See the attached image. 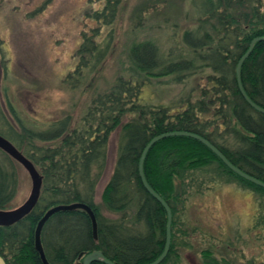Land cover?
<instances>
[{
  "label": "trees",
  "instance_id": "trees-1",
  "mask_svg": "<svg viewBox=\"0 0 264 264\" xmlns=\"http://www.w3.org/2000/svg\"><path fill=\"white\" fill-rule=\"evenodd\" d=\"M94 1H102V8L87 15L98 25L81 33L77 66L63 79L71 88L78 86L85 71L102 66L113 42L111 26L122 0H88ZM143 6L132 12L133 28L143 24L141 16L149 10L147 4ZM201 7L195 27L181 31L175 48L163 52L152 40L133 41L127 48L126 75H118L107 89L94 93L75 123L66 115L46 130L32 129L23 124L9 99L5 106L0 101V134L42 176L33 209L19 221L0 226V255L6 264H42L34 247L36 224L48 208L73 202L92 209L96 238L85 210L54 212L40 234L50 264H76L93 250L101 251L115 264H149L155 260L165 245L167 215L144 189L138 164L144 146L160 133L183 130L198 134L234 166L264 182V114L242 98L235 76L236 63L250 41L264 37V4L262 0H203ZM102 27L108 29L104 35ZM170 75L177 82L195 76L198 91L191 90L174 105L140 101L149 78ZM240 80L247 96L264 109V41L254 43L241 65ZM116 130L113 168L101 192L102 206L109 213L104 214L94 194L106 167L110 136ZM143 172L172 213L170 247L159 264H179V249L191 247L185 237H190L195 227H181L180 216L185 201L195 192L190 183L199 176H209L212 183L236 182L249 189L257 208L253 226L264 229V187L230 170L195 138L158 140L146 153ZM17 184L15 172L0 162V209L12 207ZM201 190L202 181L196 185V192ZM200 254L199 264H235L226 257H216L209 248ZM252 259L249 264H254Z\"/></svg>",
  "mask_w": 264,
  "mask_h": 264
},
{
  "label": "rangeland",
  "instance_id": "rangeland-1",
  "mask_svg": "<svg viewBox=\"0 0 264 264\" xmlns=\"http://www.w3.org/2000/svg\"><path fill=\"white\" fill-rule=\"evenodd\" d=\"M202 2L122 0L111 26L114 38L105 62L98 70L85 71L78 86L71 88L63 79L77 66L81 33L98 25L87 14L102 8V1L0 0L1 105L5 106L4 101L9 99L23 124L36 130H46L66 115L75 123L94 93L107 89L118 75H126L127 48L133 41L152 40L163 52L175 48L181 31L195 27ZM143 4L149 10L141 16L142 26L133 28L132 12ZM101 30L102 35L108 31L106 27ZM195 84V76H187L180 82L172 75L149 78L140 101L174 105L191 90L197 92L199 83L194 87ZM117 132L110 136L106 167L97 180L94 194V201L104 214L109 213L102 206L101 192L112 172ZM1 152L0 162L18 176L9 208L12 209L28 197L31 179L20 163ZM208 178L199 176L190 183L195 192L185 201L180 224L195 230L190 237H185L191 247L179 249V264H199L200 250L206 248L216 257H226L235 264H249L251 258L254 264L264 263V229L253 226L257 208L252 192L236 182L212 183ZM201 181L202 190L196 192V185Z\"/></svg>",
  "mask_w": 264,
  "mask_h": 264
},
{
  "label": "water",
  "instance_id": "water-1",
  "mask_svg": "<svg viewBox=\"0 0 264 264\" xmlns=\"http://www.w3.org/2000/svg\"><path fill=\"white\" fill-rule=\"evenodd\" d=\"M257 41H264L263 36H257L253 38L249 45L247 50L244 52V54L239 58V60L236 63L235 66V76H236V82H237V88L242 96V98L247 102V104L252 107L253 109L257 110L260 113L264 114V109L259 107L257 104H255L245 93L243 86L241 84L240 80V68L244 60L250 55L254 43ZM170 136H188L195 138L196 140L200 141L203 143L206 147H208L212 152H214L217 157L233 172L241 176L242 178L257 184L261 187H264V182L258 180L257 178L241 171L239 168L234 166L232 163H230L227 158L209 141H207L205 138L202 136L195 134L193 132H188V131H169V132H164L155 135L152 137L147 144L144 146L140 158H139V164H138V173L139 177L141 180V183L144 187V189L155 199L157 200L161 206L164 208L166 215H167V222H166V228H165V245L163 248V251L161 254L152 262L149 264H159L167 254L169 247H170V240H171V221H172V213L169 205L167 202L160 196L158 195L147 183V180L144 176L143 172V162L144 158L146 156V153L148 152L149 148L158 140L170 137ZM0 150L5 152L8 156L13 158L15 161L20 163L23 168L28 172V175L31 179V190L26 198V200L20 204L19 206L12 208V209H0V226H9L17 221H19L21 218H23L25 215H27L33 207L36 205L39 195H40V190H41V185H42V176L34 166V164L20 151L18 150L12 142H10L7 138L2 136L0 134ZM76 208H81L86 211V213L89 215L91 219V224H92V229H93V236L96 238V220L94 213L92 209L85 203L81 202H73L69 204H58L55 206H52L48 208L41 218L38 220L35 231H34V247L35 250L37 251L39 258L42 262V264H50L48 260L45 257L44 250L41 244L40 240V234L42 227L44 223L47 221V219L56 211L60 210H73ZM80 255L79 257H81ZM99 261L104 264H115L112 261L108 260L99 250H93L91 252H88L83 255L82 259L80 262H77L76 264H91L92 262ZM0 264H6L4 258L0 255Z\"/></svg>",
  "mask_w": 264,
  "mask_h": 264
}]
</instances>
